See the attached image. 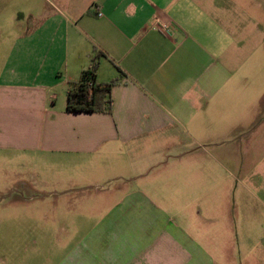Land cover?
Segmentation results:
<instances>
[{"label":"crops","instance_id":"crops-1","mask_svg":"<svg viewBox=\"0 0 264 264\" xmlns=\"http://www.w3.org/2000/svg\"><path fill=\"white\" fill-rule=\"evenodd\" d=\"M1 11L14 23L3 31L0 16V39H13L0 45V153L116 184L57 264H264V92L226 65L218 0H0ZM95 52L96 83L120 78L111 112H67ZM210 158L227 174L210 175ZM234 243L248 246L239 260Z\"/></svg>","mask_w":264,"mask_h":264},{"label":"rangeland","instance_id":"rangeland-1","mask_svg":"<svg viewBox=\"0 0 264 264\" xmlns=\"http://www.w3.org/2000/svg\"><path fill=\"white\" fill-rule=\"evenodd\" d=\"M218 2L219 17L224 23L220 39L225 47L223 59L230 68L239 66L240 79L253 78L256 92L261 94L264 92V0ZM1 12L3 31H8L14 22L9 12ZM12 40L4 36L0 45H10ZM207 147L216 158L218 147L211 144ZM209 173L226 175L227 171H222L210 158ZM115 185L72 167L34 163L30 155L0 153V264H46V261L57 264L73 243L90 232L109 202L117 199V196L106 199L101 196ZM230 205L233 209L232 197ZM237 208L242 207L237 205ZM248 233L245 228L242 231L238 228L234 235L243 238ZM210 235L217 237V230H210ZM234 244L232 255L239 260V250L243 254L248 246ZM213 264H217L215 258ZM242 264L247 263L242 261Z\"/></svg>","mask_w":264,"mask_h":264},{"label":"trees","instance_id":"trees-1","mask_svg":"<svg viewBox=\"0 0 264 264\" xmlns=\"http://www.w3.org/2000/svg\"><path fill=\"white\" fill-rule=\"evenodd\" d=\"M102 56L95 52L88 67L81 71L78 81L70 84L66 97L67 112H111L110 90L120 83V78L96 83V70Z\"/></svg>","mask_w":264,"mask_h":264},{"label":"built area","instance_id":"built-area-1","mask_svg":"<svg viewBox=\"0 0 264 264\" xmlns=\"http://www.w3.org/2000/svg\"><path fill=\"white\" fill-rule=\"evenodd\" d=\"M100 15V14H99ZM152 29L154 30H158L164 34H166L169 29H170V24L168 23H164V22H161L159 21L158 19H155L152 23Z\"/></svg>","mask_w":264,"mask_h":264}]
</instances>
